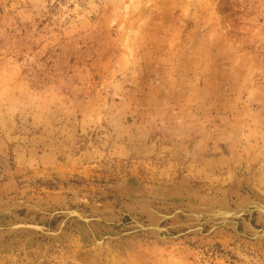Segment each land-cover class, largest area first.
Instances as JSON below:
<instances>
[{
  "label": "rangeland",
  "instance_id": "374dc122",
  "mask_svg": "<svg viewBox=\"0 0 264 264\" xmlns=\"http://www.w3.org/2000/svg\"><path fill=\"white\" fill-rule=\"evenodd\" d=\"M244 189L264 198V0H0V204L223 208ZM63 229L14 231L0 264H264V239L225 228L101 245Z\"/></svg>",
  "mask_w": 264,
  "mask_h": 264
},
{
  "label": "water",
  "instance_id": "95a60500",
  "mask_svg": "<svg viewBox=\"0 0 264 264\" xmlns=\"http://www.w3.org/2000/svg\"><path fill=\"white\" fill-rule=\"evenodd\" d=\"M242 191L238 190L232 196L227 198V207H218L210 203H201L189 200L184 196L177 201L163 200L155 197L125 195L116 200V202H90L84 200L85 208H76L71 205V202L61 203H39L31 202L22 198L5 201L0 204V214L4 213L0 221V241L10 239L12 233L18 229H23L34 239H52L58 237L62 232L59 230L69 224L79 227L84 234V237L90 243H101L107 239L112 240L114 237L121 238L119 231H114L115 223L102 219L101 214L115 213L118 219L116 226L120 224L119 217L126 215L129 220L124 225H129L128 228L132 231L129 234L144 233L153 235L159 238L161 234H166L172 238L184 236L192 232L211 233L216 229L225 228L232 233H236L248 238L260 237L264 239V235H260L264 231V217L258 215L257 203L258 196L250 197L247 202L237 204ZM256 200V201H255ZM147 201V202H146ZM50 205L51 215H41L39 206ZM5 207V209H4ZM20 208L24 212L35 213L36 219L14 218L11 216V210ZM66 209L68 212H65ZM136 215L137 217L133 216ZM158 214V215H157ZM157 215V226L162 227L161 232L149 228L152 219ZM57 217L53 227L48 226L50 219ZM263 218V219H262ZM97 221L102 230L112 231L108 234H96L92 231L88 223ZM101 221H104L102 226ZM137 221L138 226H132L131 222ZM61 224V225H60ZM244 224L249 227L245 230ZM59 230V232L57 231ZM174 230V233H170ZM47 231V232H45ZM165 231V233H163ZM258 233L259 236H254ZM97 236L98 241H92L93 236ZM128 235V234H127Z\"/></svg>",
  "mask_w": 264,
  "mask_h": 264
},
{
  "label": "bare ground",
  "instance_id": "6f19581e",
  "mask_svg": "<svg viewBox=\"0 0 264 264\" xmlns=\"http://www.w3.org/2000/svg\"><path fill=\"white\" fill-rule=\"evenodd\" d=\"M241 194L242 195L239 197V200H238L237 204H240L242 202L243 203L244 202H247L250 197H254L252 199H255V196H256L253 193H251L248 189H244ZM183 196L186 197V198L188 197V195H185V194ZM255 203H257V209H258V212H259L258 215H261L262 217H264V198L258 197V201H256ZM48 206H50V205H41V206H39L40 208H42V209H40L41 215H51V213H49L50 212V209L48 208ZM4 209H5V207H4ZM65 210L66 209H64V211ZM65 212H68V211L66 210ZM113 214H115V213H113ZM157 215H155V219H152V221H151V223L149 225V228L155 229V230H158L159 232H161L162 227H158L157 226V222H158V219H157L158 216ZM115 216H116V214H115ZM117 223H118V220H117ZM131 224H132V226H138V222L137 221L136 222L135 221H132ZM118 225H119V227L116 230L119 231V236H121V238L123 236H126L127 234L129 235V232L132 231L131 228L130 229L128 228L129 225H124L122 223H120ZM244 227H246L245 230L249 229V227H247L245 224H244ZM59 230H62L61 232L64 233L63 232V230H64L63 228L61 229V227H60ZM59 230H57V231L59 232ZM45 232H47V231H45ZM163 233H165V231ZM254 234H255L254 236H259L258 233H254ZM261 234L264 235V231H262L260 233V235ZM102 238L99 239L97 236L94 235L93 238H92V241L94 242V241L102 240ZM168 238H170V236H168L166 234H161L158 239H160V240H166L167 239L168 240Z\"/></svg>",
  "mask_w": 264,
  "mask_h": 264
}]
</instances>
